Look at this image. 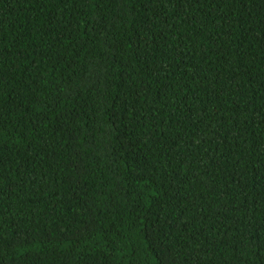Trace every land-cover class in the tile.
<instances>
[{"label": "trees", "instance_id": "16d2710c", "mask_svg": "<svg viewBox=\"0 0 264 264\" xmlns=\"http://www.w3.org/2000/svg\"><path fill=\"white\" fill-rule=\"evenodd\" d=\"M0 264H264V0H0Z\"/></svg>", "mask_w": 264, "mask_h": 264}]
</instances>
